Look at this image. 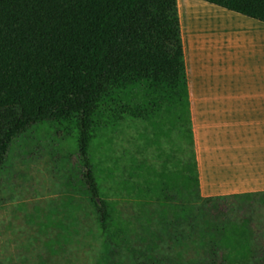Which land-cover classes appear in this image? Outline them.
I'll return each instance as SVG.
<instances>
[{"label": "trees", "instance_id": "trees-1", "mask_svg": "<svg viewBox=\"0 0 264 264\" xmlns=\"http://www.w3.org/2000/svg\"><path fill=\"white\" fill-rule=\"evenodd\" d=\"M204 1L264 22V0ZM188 20L187 0H0V172L14 140L34 126L50 124L73 138L79 168L70 185L97 213L101 264L226 263L215 245L216 233L228 238L213 220L218 206L208 210L212 254L184 260L161 255L158 242L123 219L120 196L144 207L172 205L173 221L193 225L205 239L193 201L264 194H201L184 49L186 38L191 44ZM129 123L144 125L154 144L166 126L178 132L187 145L173 168L179 170L133 157L121 165L113 140Z\"/></svg>", "mask_w": 264, "mask_h": 264}, {"label": "rangeland", "instance_id": "rangeland-1", "mask_svg": "<svg viewBox=\"0 0 264 264\" xmlns=\"http://www.w3.org/2000/svg\"><path fill=\"white\" fill-rule=\"evenodd\" d=\"M187 6L191 44L216 31L214 26L224 30L221 26L229 24L224 16L229 14L223 10L196 0H187ZM202 10L207 13H199ZM166 128L167 133L154 144L143 136L144 125L127 124L113 140L121 165L133 157L146 159L158 169L165 165L168 170H179L173 168L186 158V141ZM101 154L99 148L98 157ZM78 168L75 140L50 124L34 126L14 140L0 172V264H101L97 213L70 185ZM120 169L119 174L122 166ZM117 202L121 217L133 221L139 234L158 242L161 255L184 260L204 258L207 251L212 254L208 210L218 206L221 211L213 220L227 230L228 238L216 233L215 245L225 264L264 260V194L219 199L210 205L193 201L199 224L206 227L205 239L193 225L173 221L177 209L172 205L152 203L144 207L123 196ZM163 216L166 222L160 220ZM138 243L146 246L147 241ZM244 254L245 258H238Z\"/></svg>", "mask_w": 264, "mask_h": 264}, {"label": "crops", "instance_id": "crops-1", "mask_svg": "<svg viewBox=\"0 0 264 264\" xmlns=\"http://www.w3.org/2000/svg\"><path fill=\"white\" fill-rule=\"evenodd\" d=\"M196 1L229 14L203 41L183 38L201 194L264 193V22Z\"/></svg>", "mask_w": 264, "mask_h": 264}, {"label": "bare ground", "instance_id": "bare-ground-1", "mask_svg": "<svg viewBox=\"0 0 264 264\" xmlns=\"http://www.w3.org/2000/svg\"><path fill=\"white\" fill-rule=\"evenodd\" d=\"M209 8V7H208ZM190 12H191V10H190ZM203 12H205V13H207L206 11H199V13H202L203 14ZM226 22H228L227 20H226ZM233 25V24H232Z\"/></svg>", "mask_w": 264, "mask_h": 264}]
</instances>
